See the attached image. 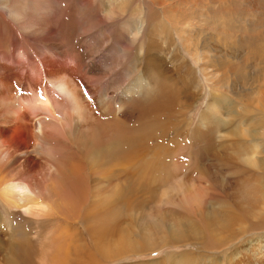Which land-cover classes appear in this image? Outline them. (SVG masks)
Returning <instances> with one entry per match:
<instances>
[{
  "label": "rangeland",
  "instance_id": "rangeland-1",
  "mask_svg": "<svg viewBox=\"0 0 264 264\" xmlns=\"http://www.w3.org/2000/svg\"><path fill=\"white\" fill-rule=\"evenodd\" d=\"M46 1L51 9L53 29L57 33L49 30L37 39L22 33L0 11V152L8 150V142L24 146L22 152L16 153L8 161L3 159L0 162V196L8 182L23 183L31 195L26 212H10L5 206L3 208L0 201V264H183L191 261L194 264H208V261L218 264L223 256L229 258V264H242L248 259L254 264H264V185H261L264 184V140L237 143L235 147L239 148L230 150L234 152L230 155L236 153V157L230 156L235 159H231L230 163L220 155L219 159L215 156L209 158L210 152L207 154L206 151L208 141L198 144L191 141L195 133H208L203 122L209 115L222 114L219 105L223 97L226 98L227 110L222 117L228 114L231 105L240 118H224L225 125L218 129L220 134H216L217 139L213 140L216 144L234 141L233 138L223 137L237 123L244 130L250 117H259L261 111L264 113V109H259L261 94L264 93V0ZM23 2L29 5L42 0ZM227 14L231 16L227 18ZM140 27L141 31L135 34L134 31ZM166 43L170 44V49L165 47ZM241 43L246 48L243 49ZM260 46L261 54L255 53ZM248 47L250 52H247ZM19 51L24 53V57H18ZM202 54L204 62L209 65V81L200 70L202 63L199 58ZM247 55L249 59L245 62ZM196 56L199 58L196 59ZM148 59L160 63L158 71L164 69L163 64L169 67L173 78L172 86L167 84L170 88L163 91L168 86L164 84L162 89L157 75L143 77L144 72H152L147 69ZM154 61L150 62L151 65ZM36 65L44 69L42 74L36 73ZM51 72L54 79L50 80L64 81L65 89L77 98L76 105L80 112L76 107L75 111L71 108L66 94L59 92L61 95L58 96L57 89L49 80ZM40 75V84L35 86L29 83V78L36 80ZM133 83H136L133 87L135 94L129 91L125 95L127 100L120 106L119 113L116 114L111 108L104 116V110L109 106L105 98L122 99L119 93L123 94ZM150 86L153 89L149 98L144 97L140 89H135ZM168 89L179 95V106L176 101L172 102ZM41 92L47 94L50 105L54 102V119L62 124H55L52 130L47 127L49 120L54 119L47 106L38 102ZM167 95L171 101H165ZM254 96L260 100L257 101ZM244 107L250 109V113ZM114 115L120 118L125 128L115 127L111 121ZM36 117H41L47 128L40 138H36L34 131ZM145 120H152L156 124L151 131L156 133V137L165 133L163 139L158 141L147 139L149 149L157 148V145L168 150H175L176 147V155L166 163L164 175H160L156 196L130 197L129 193L127 197L92 196L91 186L101 183L102 178L113 182L117 178L115 184L118 182L124 188L129 185V189L137 191L138 178L133 175L138 174V167L136 159L126 155L107 163L100 162L95 167L96 171L91 172L81 146L84 149L86 143L93 142L97 147H106L120 138L135 137L139 134L138 124H143ZM259 130H255L258 138H264V132L262 135ZM184 150L192 157L201 156L202 159L198 158L201 161L189 162V156L183 154L186 153ZM238 157L258 158L263 162V170L258 165H246L242 158L237 160ZM175 158H180L179 162ZM233 164L238 165H234L237 171L231 166ZM216 168L220 169V177ZM126 170L135 171L132 178L123 173ZM206 170H211L213 176L201 180L202 171ZM245 175L249 180L245 179L244 182ZM207 180L211 183H207ZM225 182L231 185L229 189ZM199 186L202 192L197 194L198 197H182L183 193L194 195L191 191ZM208 186H211V194L228 196L217 197L219 202L216 208L222 211L224 204H233L230 214L234 212L238 218L232 231H236L237 235L243 233L235 238H229V234H226L225 240L228 239L230 243L212 253L188 244L192 241L160 247V233L166 227L176 228L179 220L194 221L200 218L210 201H217L216 197L208 196ZM99 198L114 201L111 209L102 208L101 204H97V210L94 209L90 204ZM199 218L196 220L199 221ZM198 221L196 225L199 228L201 223ZM9 244L20 245L21 248L9 252ZM74 259L76 261L71 262ZM221 262L225 264L224 259Z\"/></svg>",
  "mask_w": 264,
  "mask_h": 264
},
{
  "label": "bare ground",
  "instance_id": "bare-ground-1",
  "mask_svg": "<svg viewBox=\"0 0 264 264\" xmlns=\"http://www.w3.org/2000/svg\"><path fill=\"white\" fill-rule=\"evenodd\" d=\"M31 1V0H30ZM40 1V0H39ZM51 1V0H50ZM105 1V0H104ZM109 1V0H108ZM122 1V0H121ZM48 1L46 0H42V2H39L38 4L36 2L29 4H25L23 2V0H0V11L4 12L8 18L15 24V26H17V28L22 32V33H25L28 37L32 38V39H37L38 37L42 36L43 34H46L49 30H51V32H54V33H57V31L55 29H53V23L51 22V12H50V7L47 3ZM115 2V1H114ZM125 2V1H124ZM262 2V1H261ZM260 2V3H261ZM54 3V2H53ZM52 3V4H53ZM117 3V2H116ZM120 3V2H119ZM102 4V3H101ZM118 4V3H117ZM123 4V2H122ZM253 4V3H252ZM262 4V3H261ZM107 5V4H106ZM110 5V4H109ZM113 5V4H112ZM121 6V4H119ZM259 6V5H258ZM261 6V5H260ZM259 6V7H260ZM53 7V6H51ZM123 7V6H122ZM121 7V8H122ZM125 7V6H124ZM56 8V6H55ZM114 8V7H113ZM126 8V7H125ZM264 9V8H263ZM54 10V9H53ZM121 10V9H120ZM119 10V11H120ZM261 10H262V7H261ZM231 11V10H230ZM264 11V10H263ZM106 12V11H105ZM111 12V11H110ZM114 12V11H112ZM107 13V12H106ZM118 13V12H117ZM122 13V12H121ZM124 13V12H123ZM262 13V12H261ZM113 14V13H112ZM111 14V15H112ZM120 14V13H118ZM132 14V13H131ZM257 14V13H256ZM263 14V13H262ZM108 15V14H107ZM124 15V14H123ZM133 15V14H132ZM121 16V15H120ZM231 15H226L227 18H229ZM263 16V15H261ZM260 16V17H261ZM72 17V16H71ZM74 17V16H73ZM119 18V17H118ZM75 19V18H74ZM259 19V18H258ZM76 20V19H75ZM243 20V19H242ZM259 21V20H258ZM261 21V20H260ZM223 22V21H221ZM251 22V21H249ZM254 22V21H253ZM264 22V21H263ZM257 23V22H256ZM255 25V22L253 23ZM264 24V23H263ZM261 25V24H260ZM227 26V25H226ZM258 26V25H257ZM142 27V26H141ZM141 27L138 28L136 31H134L135 34H138L140 31H141ZM262 25L259 27L261 28ZM227 30V29H226ZM256 31H257V28H256ZM255 33V32H254ZM259 34V31H257V35ZM252 36V35H251ZM249 39V38H248ZM264 41V40H263ZM249 43V42H248ZM252 43V42H251ZM242 44V43H241ZM241 44H239V48H241ZM244 43L242 44V47H243ZM246 45V44H245ZM252 46V44H250ZM264 45V44H263ZM250 46V47H251ZM165 47L169 48L170 47V44L166 43L165 44ZM245 47V46H244ZM243 47V49H244ZM254 47V46H252ZM246 48V47H245ZM249 48V47H248ZM258 48V47H257ZM152 49V48H151ZM170 49V48H169ZM140 50V49H139ZM189 50V48H188ZM246 50V49H245ZM244 50V51H245ZM250 50V48L247 50V52ZM254 50V48H253ZM262 48L261 46L258 48V50L255 51V53L257 52V54H261ZM154 52V51H153ZM151 52V53H153ZM190 52V51H188ZM250 52V51H249ZM253 52V51H252ZM252 54V53H251ZM244 57H246L245 55H243ZM18 57H24V53L23 52H18ZM149 57V56H148ZM248 57V55H247ZM251 59H252V56H250ZM147 58V57H146ZM178 58V57H177ZM199 58L196 56V59ZM158 59V57L156 58ZM240 59V58H239ZM243 59V58H242ZM248 58H246L245 62L247 61ZM21 60V59H20ZM199 60H201V63H202V68H200V70L202 71L203 73V76L206 78L207 81H209V65H207V63L204 62L205 60V57H203V54L200 55V58ZM254 60V59H253ZM252 60V62H253ZM154 61L153 59H148L147 61V69H149L148 71H152V72H144L143 77L147 78L149 77L150 75H157L158 79L161 80V83H162V89L164 88V84H166L165 86H168L167 84H169L170 86H172L170 83L173 81V78H172V75H170V72L171 70L169 69V67L165 66L163 63V65L161 66H164V69L162 67V71H158L159 69V64L157 62H155L153 65H151L150 62ZM158 61H160L158 59ZM241 61V60H240ZM255 61V60H254ZM259 61V60H258ZM20 62V61H19ZM42 62V60L40 61ZM161 62V61H160ZM242 64H244V59L242 60ZM256 63V61H255ZM258 63V62H257ZM183 65V63H181ZM264 64V63H263ZM245 65V64H244ZM253 65V64H252ZM24 66V65H23ZM21 66V67H23ZM229 66V65H228ZM254 66V65H253ZM255 66H261V65H255ZM36 67V68H35ZM34 69H36V73L37 74H42V72H44L43 68L42 69H39L38 67L39 66H35ZM230 67V66H229ZM244 67V66H243ZM262 67V66H261ZM264 67V66H263ZM41 68V67H40ZM96 68V66H95ZM161 68V67H160ZM232 69V67H230ZM91 69V68H90ZM146 69V70H147ZM242 69V68H241ZM245 69V68H244ZM258 69H260L258 67ZM32 71V68L30 69ZM238 70V69H236ZM248 70V69H247ZM49 71V70H48ZM245 71V70H244ZM234 72V71H232ZM156 73H159L160 75L156 74ZM235 73V72H234ZM36 74V75H37ZM164 74V75H163ZM149 75V76H148ZM168 75V76H167ZM239 75V74H238ZM241 76V75H240ZM38 77V76H37ZM44 78V77H43ZM35 79V78H34ZM32 80L31 78H29V83H34L35 86L37 84H40L42 82V76L40 75L39 78H37L36 80ZM53 80L54 79V76L52 75V72L51 74L49 75V80ZM32 80V81H30ZM51 84L54 88L57 89L58 91V96L60 93L62 94H66V96L68 97L67 99H69L68 101L71 103L72 105V109L75 111V107L78 109V112H80L79 110V106L77 107L76 105V100L77 98H75L74 94L65 89L64 87V81L61 82L60 80L59 81H51ZM147 80V79H146ZM166 80V81H165ZM263 80V78H262ZM2 80L0 79V82ZM158 82V81H157ZM263 82V81H262ZM260 81V83H262ZM66 84V83H65ZM3 85V84H2ZM68 85V84H67ZM66 85V88H68ZM136 85V83H133L130 87H128L127 89H125L124 93H119L123 96L122 99L118 100L116 98H113L110 99L108 97H106V101L109 102V106L106 107V109L104 110V112L106 113L104 116L108 115V111L111 109V108H114V112L117 114L119 113L120 111V106H122V104L126 103L125 100H127L125 97L127 96L126 94L130 92H133V87ZM147 86V85H146ZM170 86L168 87H165L163 91H165L166 88H170ZM234 86V85H233ZM232 86V87H233ZM261 86V85H260ZM151 87V86H150ZM142 88V87H138V88H135V89H140L142 92V95L146 98H149L150 97V91L153 89L152 87L151 88ZM236 88V86H234ZM8 88V86H7ZM158 88V87H157ZM160 88V87H159ZM172 88V87H171ZM177 88V87H176ZM234 88V89H235ZM262 89V88H261ZM260 89V90H261ZM167 90V89H166ZM171 91V89H168V91ZM233 90V89H232ZM247 90V89H246ZM245 90V92H246ZM264 90V89H263ZM60 92V93H59ZM76 92V91H75ZM236 92V90H235ZM250 92V91H249ZM254 92V90L252 91ZM140 93V94H141ZM176 93V94H175ZM173 93L171 91V100L172 102L173 101H176V103L178 104L179 106V102H178V96L177 95V92ZM251 93V92H250ZM249 93V94H250ZM259 93V91H258ZM263 93V92H261ZM118 94V95H119ZM135 93L133 92L132 95H134ZM136 94H138L136 92ZM260 94V93H259ZM61 95V94H60ZM77 95H79L77 93ZM126 95V96H125ZM166 95V94H165ZM248 95V94H247ZM252 95V93L250 94ZM262 95V101H261V104L260 103H257L260 107L259 109H264V93L261 94ZM117 96V94H116ZM139 96V95H138ZM176 96V97H175ZM214 96V95H213ZM249 96V95H248ZM247 96V97H248ZM259 96V95H258ZM80 97V96H79ZM101 97H103L101 95ZM131 97V96H130ZM156 97V96H155ZM154 97V98H155ZM164 97V96H163ZM250 97V96H249ZM253 97V95H252ZM250 97V98H252ZM261 98V96H259ZM38 98H39V95H38ZM66 98V97H65ZM118 98V96H117ZM169 98V96L167 95L166 98H165V101H167ZM249 98V99H250ZM255 98V96H254ZM40 101L39 104H44V106L46 105L47 106V111L51 114V117H53L52 119H54L55 115L53 114L54 112V109L52 108V106L54 105L53 101H52V105H50L51 101L49 102V98L47 96L46 93L44 92H41L40 93ZM103 99V98H102ZM145 99V98H144ZM167 99V100H166ZM257 99V98H255ZM38 100V99H37ZM53 100V99H52ZM143 100V99H142ZM146 101L148 99H145ZM171 100H168V101H171ZM254 100V99H253ZM260 100V99H257V101ZM130 101V100H129ZM150 101V100H149ZM153 101V100H152ZM155 101V100H154ZM188 101V99H187ZM225 101H226V98L223 97V99L220 100V107L219 109L221 110L220 112H222V114H216L214 113V115H209L203 122V127L206 129V132L208 133H202V134H193V137H192V143H195V144H198L199 142L200 143H204V141H208V147L206 148V151L207 154L210 152L209 154V158L211 157H217L218 159L220 158V156L222 158H227L226 159V162L230 163L232 157H236L235 154L232 156L230 155L231 153H234L233 151L230 152V150L235 147V145L238 143L240 144V142H242L243 140H248L249 142L250 141H257V140H260V141H263L264 138H258L259 135L258 133L255 131L256 128L257 129H260L259 131L261 132V134L263 135V132H264V113L261 111V113L259 114L260 116L258 117H250V121L249 123L247 124V126L244 128V130L242 129L241 130V124L240 123H237V125H235L232 129H230L228 131V134L226 136H222L223 139H227V138H233L234 141H231V142H222L221 144H216V142H214L213 140H216L217 137H216V134H220V132L218 131V129H220L222 126L224 127L225 125V119L224 118H230V117H235V118H240L237 114H236V110L233 109V107L231 105H229V110H228V114L225 116V117H222L223 114L225 113V111L227 110V105L225 104ZM37 102V103H38ZM148 102V101H147ZM79 103V102H77ZM130 103V102H129ZM160 103V101L158 102V104ZM167 103V102H165ZM170 103V102H169ZM249 103V102H248ZM163 104V103H162ZM168 104V103H167ZM56 105V104H55ZM104 105V104H103ZM161 105V104H160ZM253 106V105H252ZM257 107V105H255ZM102 107V106H101ZM148 107V106H147ZM56 108V107H54ZM160 108V107H159ZM245 108V107H244ZM258 108V107H257ZM42 109V108H41ZM145 109V108H144ZM242 109L243 107L241 108V112H242ZM248 108H245L244 110H247ZM56 110V109H55ZM214 110V108H213ZM249 110V113H250V109ZM247 110V112H248ZM112 111V112H113ZM145 111V110H144ZM217 112V110H214ZM264 111V110H263ZM111 112V113H112ZM238 112V111H237ZM252 112H255L254 110ZM259 112V111H258ZM151 113V112H150ZM71 114V113H70ZM146 114V113H145ZM246 114V113H245ZM84 115V114H83ZM247 115V114H246ZM255 115V113H254ZM258 115V114H256ZM255 115V116H256ZM8 116V115H7ZM77 116V115H75ZM79 116V115H78ZM243 116V115H241ZM84 117V116H83ZM110 117V116H109ZM14 118V117H13ZM94 118V117H93ZM149 118V117H148ZM43 119V117H42ZM120 118L116 117V115H114V117L111 119L112 123L115 125V127H123L125 128V126L123 125V122L121 120H119ZM150 119V118H149ZM214 120V121H213ZM254 120V121H253ZM82 121V120H81ZM146 122H144L143 124H138V129H139V134L135 137H130V138H120L116 143L110 145V146H106V147H97L96 145L93 144V142H88L86 143V147L83 149V147L81 146V151L84 152V158H85V161L87 162L89 168H90V171L91 172H94L96 171L97 168H95L98 163L100 162H110L111 160L113 159H118L119 157H124V156H132V158L134 157L136 159V170H137V175H133V176H137L138 178V182H136L138 184V190H133V189H129L128 188V183H127V188H124L119 186L121 184H117L118 182H116L115 184V181H117V178L119 175H123V173L129 175V177L132 178V174L135 172V171H132V172H126L124 171L122 174L120 173L119 175H117L115 178L116 180L113 182V181H105V179L103 180L102 178V181H100L101 183H94L91 189V195L92 196H99L100 198L102 197H127V193H129L130 197H155L156 194H157V191L159 189V187L157 186V184L159 183V178H160V175H164L163 173L167 170L166 168V163L169 161V159L171 160L172 158H174V156L176 155V147H175V150H171V149H165L163 146H160V145H157V148H151L149 149L146 145V142H147V139H151L153 141H158V139H163V137L165 136V133H161L159 137H156V133H151V131L154 129V127L156 126V124L152 121V120H145ZM48 127L50 130L54 129V127L56 126L55 124H60L59 123V120L56 121V118L54 120H49L48 122ZM62 125V124H60ZM173 126L175 125L174 123L172 124ZM179 127V125H177ZM59 127V126H58ZM176 127V125H175ZM174 127V128H175ZM16 127H13V129H15ZM46 128L45 126V122H43L41 120V117H36L35 118V121H34V131H35V136L36 138H40L43 134H44V129ZM46 128V129H47ZM168 128V127H167ZM171 128V127H170ZM70 130V129H69ZM72 130V129H71ZM165 130V129H164ZM169 130V129H168ZM68 131V130H67ZM96 131V130H95ZM157 130H155L156 132ZM71 132V131H69ZM73 132H74V129H73ZM77 132V131H76ZM165 132H168L167 130H165ZM132 134V132H130ZM150 133V134H149ZM70 134V133H69ZM92 134V133H91ZM107 134V133H106ZM78 136V135H77ZM82 136V135H81ZM89 136V135H87ZM124 136V135H123ZM43 137V136H42ZM80 137V136H79ZM86 137V136H85ZM91 137V136H90ZM96 137V136H95ZM129 137V136H128ZM150 137V138H149ZM89 138V137H88ZM94 139V138H92ZM8 139L5 140V142H7ZM82 140V139H81ZM84 140V139H83ZM82 140V141H83ZM109 140V139H108ZM78 141V140H77ZM86 141V140H85ZM88 141V139H87ZM106 141V140H105ZM79 142V141H78ZM84 142V141H83ZM82 142V143H83ZM172 144L175 143L174 140L171 141ZM9 148L8 150L4 151V152H0V162H2V160L6 159V161H8L9 159H11L16 153H19V152H22L24 150V146L22 144H13V143H9ZM230 144V145H229ZM151 145V144H150ZM243 145V143H242ZM254 145V144H253ZM256 145V144H255ZM262 146V145H261ZM42 147V146H41ZM237 148V147H235ZM239 148V147H238ZM237 148V149H238ZM250 148V147H249ZM251 149V148H250ZM233 150V149H232ZM253 150V149H252ZM185 151V150H184ZM186 153H183L184 156H189V162L190 161H194L197 163V161H201L200 159H198L199 157H192L188 151H185ZM237 152V151H236ZM252 152V151H251ZM254 152L256 153L255 149H254ZM253 152V153H254ZM181 153V152H180ZM196 154V153H195ZM134 155V156H133ZM220 155V156H219ZM255 155V154H254ZM232 156V157H230ZM239 156V154L237 155ZM256 156V155H255ZM262 156V155H261ZM207 157V155H206ZM260 157V156H259ZM264 157V156H263ZM181 158V157H180ZM180 158H175L176 159V162H179ZM243 159V157H241ZM241 158H237V160L241 159ZM217 159V160H218ZM241 159V160H242ZM258 159V158H257ZM257 159H253V158H247L246 159L244 158L243 161H245L244 163L247 165L250 164V165H258L259 167H261V169L263 170V162L262 161H259ZM262 158H260L261 160ZM174 160V159H173ZM233 161H235V159L233 158L232 159ZM240 160V161H241ZM205 161V160H204ZM223 161V160H222ZM232 161V162H233ZM173 161V163H176ZM221 162V161H220ZM219 162V163H220ZM231 162V163H232ZM238 162V161H237ZM236 162V164H237ZM242 162V161H241ZM241 162H238V163H241ZM218 163V162H217ZM235 163V162H233ZM243 163V162H242ZM241 163V164H242ZM104 164V163H103ZM116 164V163H115ZM179 164V163H178ZM182 164V163H181ZM221 164V163H220ZM200 165V164H199ZM212 165V164H211ZM231 165L233 167L237 166L238 165ZM244 165V164H243ZM244 165V166H246ZM3 166V165H2ZM125 166V165H124ZM215 166V165H213ZM4 167V166H3ZM114 167V166H113ZM231 167V168H233ZM235 167V169L237 168ZM247 167V166H246ZM250 167V166H248ZM257 167V168H259ZM106 168V167H105ZM126 168V167H125ZM175 168V167H174ZM173 168V169H174ZM209 168V167H208ZM230 168L229 172L232 171V169ZM252 169V167H250ZM133 169V168H132ZM210 169V168H209ZM218 170V174H219V171L220 169L216 168ZM234 169V168H233ZM259 169V170H261ZM134 170V169H133ZM212 170V169H211ZM211 170H206V171H202V175L201 177V180L205 179L204 177H207V178H211L213 176V173L211 172ZM217 170L216 173H217ZM228 171V170H227ZM237 171V169H236ZM105 172V171H104ZM107 172V171H106ZM206 172V173H205ZM199 173H201L199 171ZM215 173V172H214ZM215 173V174H216ZM264 173V172H263ZM105 174V173H104ZM103 174V175H104ZM235 174V173H234ZM239 174H241L239 172ZM260 174V173H259ZM107 175V174H106ZM221 173L219 174V177H220ZM124 176V175H123ZM217 176V175H216ZM254 176V175H253ZM261 176V174H260ZM264 176V175H263ZM122 177V176H121ZM120 177V178H121ZM199 177V176H198ZM252 177V176H251ZM114 178V179H115ZM119 178V180H120ZM123 178V177H122ZM206 178V179H207ZM218 178V177H217ZM243 178V177H242ZM242 178L240 181H242ZM125 179V178H124ZM127 179V178H126ZM124 180V181H127V180ZM136 179V178H135ZM200 179V178H199ZM216 179V178H215ZM214 179V180H215ZM245 179L246 178V175H245V178H244V182H245ZM101 180V179H100ZM131 180V179H130ZM134 180V179H133ZM167 180V179H166ZM166 180H164V182H166ZM187 180V179H186ZM249 180V179H247ZM103 182V183H102ZM131 182V181H130ZM203 182V181H201ZM235 182V181H234ZM243 182V181H242ZM111 183L115 184V185H111ZM132 183V182H131ZM163 183V182H162ZM170 183V182H169ZM178 183V182H177ZM181 183V181H180ZM179 183V184H180ZM207 183H211L209 180H207ZM231 184L233 182H230ZM235 183H238L237 181ZM234 183V185H235ZM228 186V189H229V186H231L229 183H226ZM104 185V186H103ZM161 185V184H160ZM237 186L239 185L236 184ZM261 185H264V184H261ZM130 186H132V184H130ZM135 187V185H133ZM194 186V185H193ZM198 186V185H196ZM195 186V187H196ZM119 187V188H118ZM178 188V186H176ZM191 187V186H189ZM193 189V192L194 195L191 193H187V194H182V197H198V195L202 192L201 191V188L200 186L198 188H195ZM209 189H207L208 191H210V194L208 196L211 197V195L213 197H216L217 201L216 200H212L210 201L209 205L207 206V210L206 212H203L202 213V216L199 218V221L196 220L198 218H196L194 221H189L188 220H179L177 221V227L174 228L173 226H169V227H166L165 230H163L160 235H161V241L159 243L160 247L161 246H166V245H170V246H175V245H182V244H185L186 242L185 241H192V242H189L188 244H193V245H196L199 247V249L201 251H206V252H210L212 253L213 251H220L218 250L219 248H222L224 245L227 246L228 244L227 243H230V241L227 239L225 240V237H226V234H229V238H235L237 237L238 235L242 234L243 232H240L238 235H237V232H233L232 229L234 227V225H236V222H237V218H236V215L234 212H232L230 214V210L233 209L234 207H232V205H230V202L229 204H224L223 206H221V208L223 209L222 211H219V209L216 208L218 202H219V198L217 197H228L227 195H222V196H219L218 194L216 193H213L211 194V186H208ZM137 188V186H136ZM181 188V187H180ZM185 188V187H184ZM231 188V187H230ZM3 191L1 193V196H0V201L3 205V208L4 206L10 211V212H15V211H18V210H21V211H24L26 212L28 210V201L29 198L31 195H30V192L27 190V187L23 184V183H19V184H16V183H12V182H8L6 183V185L2 188ZM226 190V191H229V190ZM99 190H106L104 192H101L99 193L98 191ZM108 190V191H107ZM162 190V189H161ZM178 190V189H177ZM185 190V189H184ZM202 190H205L204 188ZM206 190V191H207ZM231 190V189H230ZM239 190V189H238ZM246 190V189H245ZM141 193H140V192ZM180 191V190H179ZM188 191V190H187ZM232 191V190H231ZM247 191V190H246ZM111 192V193H110ZM176 192V190H175ZM183 192V191H182ZM186 192V190H185ZM213 192V191H212ZM230 192V191H229ZM241 192V191H240ZM137 193V194H136ZM173 193V192H172ZM181 194V192H179ZM250 193V191H249ZM252 193V192H251ZM175 194V193H174ZM179 194V195H180ZM198 194V195H197ZM203 194H206V193H203ZM202 194V195H203ZM230 194V193H229ZM237 194V193H236ZM178 196V195H177ZM204 196V195H203ZM206 196V195H205ZM230 196V195H229ZM207 197V196H206ZM245 197V195L243 196ZM262 197L264 198V192L262 193ZM99 198V199H100ZM108 198L106 199H100V200H97L96 202L90 204L93 206L94 209H96V206L97 204H101L102 205V208H106V209H109L112 205V203L114 201H108ZM119 199V198H118ZM117 199V200H118ZM190 199V198H189ZM199 199V198H198ZM208 199V198H207ZM116 200V201H117ZM243 200V199H242ZM197 201V200H196ZM204 202L206 200H203ZM201 201V202H203ZM208 201V200H207ZM227 201V200H225ZM191 203V201H189ZM194 202V201H193ZM203 202V203H204ZM199 203V202H198ZM206 203V202H205ZM204 203V204H205ZM202 204V203H200ZM208 204V203H206ZM115 206V204H114ZM121 206V205H120ZM195 206V205H194ZM203 206V204L201 205ZM196 207V206H195ZM33 209V208H32ZM111 209V208H110ZM264 209V208H263ZM97 210V209H96ZM103 210V209H102ZM195 210V209H194ZM108 211V210H106ZM196 211V210H195ZM198 211V210H197ZM194 218V216H193ZM163 220V219H162ZM193 220V219H192ZM198 221V223H201V227H197L196 225V222ZM220 221V222H219ZM223 221V223L221 222ZM162 222V221H161ZM148 230V229H147ZM242 230V229H241ZM238 231V230H237ZM147 232V231H146ZM150 233V230L148 231ZM225 235V236H223ZM144 237V236H143ZM224 237V238H223ZM147 239V237H145ZM160 239V238H159ZM148 240V239H147ZM149 241V240H148ZM154 241V240H153ZM225 242V243H223ZM150 243V242H149ZM97 244V243H96ZM32 244H30L31 246ZM48 246V245H47ZM224 246V247H225ZM16 248H21L20 245H16V244H9V252H12L14 249ZM98 249V247H96ZM159 248V247H158ZM22 251V250H21ZM26 251V250H25ZM20 252V251H19ZM21 253V252H20ZM23 254V253H21ZM60 254V253H59ZM104 254V253H103ZM186 255V254H185ZM105 256V255H104ZM183 256V255H182ZM187 256V255H186ZM30 257V256H29ZM90 257V255L88 256ZM173 257V256H172ZM185 257V256H184ZM189 257V256H188ZM227 256H223L220 260V262L218 264H222V259H224V263L225 264H229V258ZM26 258V257H25ZM76 258V257H75ZM23 259V258H22ZM21 259V260H22ZM26 259H29V258H26ZM25 259V260H26ZM77 259V258H76ZM76 259H74V261H71V262H75ZM90 259V258H89ZM192 260V259H191ZM92 261V260H91ZM173 261V260H172ZM179 261V260H177ZM182 261V259H181ZM184 261V260H183ZM182 261V263H183ZM89 262V261H88ZM192 264H194L193 261H191ZM190 262V263H191ZM189 262L187 263H183V264H190ZM70 264H75V263H70ZM90 264V263H89ZM208 264H217V263H214L213 261H208ZM240 264V263H239ZM242 264H254L253 261L251 259H248L246 261H244ZM260 264H263L262 262H260Z\"/></svg>",
  "mask_w": 264,
  "mask_h": 264
}]
</instances>
